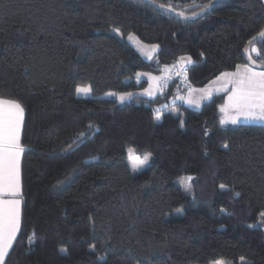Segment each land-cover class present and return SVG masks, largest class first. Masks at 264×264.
Masks as SVG:
<instances>
[{"label": "trees", "instance_id": "1", "mask_svg": "<svg viewBox=\"0 0 264 264\" xmlns=\"http://www.w3.org/2000/svg\"><path fill=\"white\" fill-rule=\"evenodd\" d=\"M154 1L194 14L214 0ZM114 29L159 50L147 60ZM263 29L264 0H220L198 20L142 0H0V98L25 109L21 227L5 264H264V125L221 124L226 93L200 109L178 101L189 90L173 74L153 98L104 97L147 88L139 72L182 56L204 87L247 64ZM248 54L264 64V43ZM129 148L152 154L139 173Z\"/></svg>", "mask_w": 264, "mask_h": 264}, {"label": "snow or ice", "instance_id": "2", "mask_svg": "<svg viewBox=\"0 0 264 264\" xmlns=\"http://www.w3.org/2000/svg\"><path fill=\"white\" fill-rule=\"evenodd\" d=\"M204 7L206 8L208 5ZM177 14L182 17L184 16L183 12ZM129 39H133L131 34H129ZM257 39H259V42L264 43V31L260 33L259 38H253L250 43L256 42ZM156 48H158L157 45L152 46L153 51ZM252 51H257V49L253 48ZM180 59L184 60V57ZM188 61L191 62L190 57ZM251 63L254 64L255 61ZM164 71L170 72L171 70L168 66H165ZM145 75L150 76V74ZM222 76L232 85V88L229 91L226 103L220 106V111L235 110L236 116L231 119V123H237V119L240 116L246 119L264 120V71H256L249 64H243L237 65L234 72L222 73ZM150 79L156 81V87H161L162 83H167L168 77L150 76ZM190 91L196 90L191 89ZM199 91L210 95L208 89H200ZM90 92V87L78 86L76 88L78 95H87ZM145 92L149 96L153 94L151 88L146 89ZM113 95L115 94L113 93ZM131 95V93H126L120 95L119 98L123 101L127 96ZM188 102L190 104L193 103L191 99ZM24 116L25 109L19 101L0 98V264H5V258L9 256V250L13 248V242L16 241L17 233L21 227L22 189L20 161L25 151L21 143V129L24 124ZM154 119L160 120L161 117L156 115ZM220 122L223 124L226 121L222 119ZM183 124L184 122L181 121V127H183ZM80 135L82 136L84 133H80ZM224 147H227V145H224ZM133 153L134 150L129 149L130 156ZM151 157L152 154L150 152L145 153L142 159L138 156L135 157L136 163L132 165L133 170L136 171L140 166L148 165ZM191 179V177H187L180 181L188 193H191V185L185 181H190ZM220 188L221 190H226L224 184H221ZM4 197L9 198L5 199ZM261 216H264V213H261ZM249 227H254V225H249ZM34 235L35 233H33ZM29 239L30 241L32 240L31 237ZM61 251L66 252V249L62 248ZM216 264H223V261H217Z\"/></svg>", "mask_w": 264, "mask_h": 264}, {"label": "rangeland", "instance_id": "3", "mask_svg": "<svg viewBox=\"0 0 264 264\" xmlns=\"http://www.w3.org/2000/svg\"><path fill=\"white\" fill-rule=\"evenodd\" d=\"M116 30V31H114ZM114 34H116L119 38H126V40L134 47V49L145 59L147 60H151L154 58V56L156 55V53L159 50V46L157 44H147L144 43L143 41H141L135 34H131L133 39H129V35L128 36H124L122 34V32L118 29H114ZM153 45H157L158 48L155 49V51H153L152 46ZM254 55H258V51H253ZM170 68V72H165L163 71L162 73H150V72H139L137 74V82L138 83H142L143 81H147L148 82V86L147 88H144L142 90H139L137 92H130L132 95L131 96H127L123 101H121V99L119 98L120 95L122 94H126V93H114L115 95H113V93H108L106 94L104 97L106 98H114L116 99L118 102H124V101H128L131 98H133L136 95H140V96H146V97H150L153 98L155 96H157L159 93L164 92L165 88L167 87V84H169L168 82L166 84L162 83L161 87H156V81H153L150 79V76H155V77H161V76H165L168 77V79L171 77L172 74H174V70L172 69V66H168ZM164 70V69H163ZM256 71H264V70H257ZM145 74H150L149 75H145ZM152 90L153 94L151 96L147 95L145 90L146 89H150ZM232 85L230 83H228L226 81V79L222 76V74L220 76H218L217 78H215L214 80H212L210 83H208L206 86L201 87V88H192L195 89L196 91H187L186 93H183V95H181L179 97V99L177 100H182L184 101V103L189 106L192 107L194 109H200L202 107V105L205 102H208L212 99V97L214 95H218V94H222V93H226L227 96L229 95V91L231 90ZM200 89H208V92L210 93V95L208 93H201L199 90ZM227 89V90H226ZM91 92L87 95L84 94H79L78 96L80 97H91ZM189 99H191L193 101V103H189ZM176 100V99H175ZM227 101V99H226ZM170 111L174 112V113H178L176 108H170ZM236 116V112L234 109H228L226 112H223V120H225L226 122L223 123L224 125H229L233 123H231V119L233 117ZM235 124H263L264 125V120H259V119H246L243 116H240L237 119V123ZM129 149H133V148H129ZM129 149H128V155H129V161L131 164V169L132 172L135 173H139L140 171H142L147 165L144 166H140L138 170L134 171L132 165L134 163H136L135 157H140L141 159L143 157L139 156L138 154L134 153L132 154V156H130L129 154ZM134 150V149H133ZM23 155V154H22ZM22 157V156H21ZM150 162V161H149ZM20 170H21V162H20ZM20 179H21V173H20ZM181 211H178L177 213H180ZM21 216V215H20Z\"/></svg>", "mask_w": 264, "mask_h": 264}, {"label": "water", "instance_id": "4", "mask_svg": "<svg viewBox=\"0 0 264 264\" xmlns=\"http://www.w3.org/2000/svg\"><path fill=\"white\" fill-rule=\"evenodd\" d=\"M142 1L145 2L146 4H148L149 6H151L152 8H154L155 10H157V11L163 13V14H166V15H169V16H173V17H175L177 19H180V20H198V19L204 17L205 15H207L208 13H210L217 6V4L219 3L220 0H214L211 4L208 5V7H206V8L204 7L203 9H201L200 11H198V12H196L194 14H184L183 17L178 15L177 14L178 12H175V11L167 8L166 6L161 7V4H159V3L155 2V1L153 2V0H142ZM262 31H264V29ZM260 33H258L253 38H259ZM253 38L250 41H252ZM250 41L248 42L247 46L243 50L244 60H245V62L247 64L252 66L254 69L264 70V64L253 60L248 54L249 46H251L254 43V42L250 43ZM182 57H184V60H181L180 59L181 57H180L179 61H178L179 64H180V69H184L186 67H189L193 63V59L190 56H182ZM189 57L191 58V62L188 61ZM252 61H255V63L252 64L251 63Z\"/></svg>", "mask_w": 264, "mask_h": 264}, {"label": "built area", "instance_id": "5", "mask_svg": "<svg viewBox=\"0 0 264 264\" xmlns=\"http://www.w3.org/2000/svg\"><path fill=\"white\" fill-rule=\"evenodd\" d=\"M172 69L174 70L173 78H175L177 80V83H178L177 84L178 92L181 91L180 88H185L186 90H191L193 88V85L189 81L188 67H186L184 69H180V64H179V62H177V63L172 65ZM167 82L169 83V80H167ZM179 96L177 97V99H179Z\"/></svg>", "mask_w": 264, "mask_h": 264}, {"label": "crops", "instance_id": "6", "mask_svg": "<svg viewBox=\"0 0 264 264\" xmlns=\"http://www.w3.org/2000/svg\"><path fill=\"white\" fill-rule=\"evenodd\" d=\"M228 97V96H227ZM184 102V101H183ZM21 162V161H20ZM20 173H21V170H20ZM5 199H8L9 197H4Z\"/></svg>", "mask_w": 264, "mask_h": 264}]
</instances>
